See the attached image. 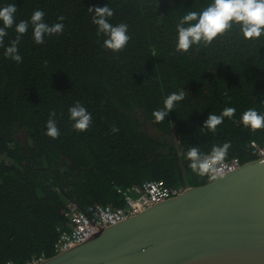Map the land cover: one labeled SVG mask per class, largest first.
Segmentation results:
<instances>
[{
  "label": "trees",
  "instance_id": "obj_1",
  "mask_svg": "<svg viewBox=\"0 0 264 264\" xmlns=\"http://www.w3.org/2000/svg\"><path fill=\"white\" fill-rule=\"evenodd\" d=\"M13 3L16 23L42 10L50 26L63 16L64 29L37 45L29 26L18 45L21 63L4 55L15 25L0 47V264L57 254L71 227L69 204L119 207L118 188L147 180L185 188L208 182L214 175L193 173L180 155L192 146L208 154L231 141L225 159L260 157L252 141L262 144L264 129L253 133L233 121L249 108L264 114V35L247 40L233 26L210 45L174 51L181 17L211 0H0V8ZM105 5L114 11L111 24L128 25L130 40L119 52L102 47L105 37L87 11ZM181 91L184 99L155 123L153 112ZM77 101L92 115L84 132L69 119ZM226 107L236 109L233 119L216 133L202 128L209 113ZM52 110L57 139L45 135Z\"/></svg>",
  "mask_w": 264,
  "mask_h": 264
},
{
  "label": "water",
  "instance_id": "obj_2",
  "mask_svg": "<svg viewBox=\"0 0 264 264\" xmlns=\"http://www.w3.org/2000/svg\"><path fill=\"white\" fill-rule=\"evenodd\" d=\"M30 264H264V156Z\"/></svg>",
  "mask_w": 264,
  "mask_h": 264
},
{
  "label": "clouds",
  "instance_id": "obj_3",
  "mask_svg": "<svg viewBox=\"0 0 264 264\" xmlns=\"http://www.w3.org/2000/svg\"><path fill=\"white\" fill-rule=\"evenodd\" d=\"M87 11L92 13L91 22L97 27V35L105 37L102 47L113 52L123 50L130 40L128 25L125 23L115 26L111 24L109 18L114 15V11L108 5L89 7ZM16 12L17 6L14 3L0 8V21L3 23V26H0V47L4 46V38L8 35L7 29L15 25V39L5 48L4 55L17 63L22 62L18 45L29 26L32 28V39L37 45L45 43V35L50 37L63 33V16L58 17L60 22L50 26L44 22L45 13L42 10H34L29 20H21L19 23L15 21ZM233 26H238L242 37L247 40L258 39L264 35V0H211V3L199 12H186L176 26L177 37L174 51L187 53L193 45H210L217 37L231 30ZM184 97V91L168 95L163 102V109L153 112L154 122H162L169 112L175 109L176 103ZM68 113L69 119L73 122L71 127L74 131L84 132L91 126L92 115L79 101L69 107ZM235 113L236 109L233 107L224 108L219 115L209 113L202 128L216 133L217 127L223 123L224 119L226 117L233 119ZM55 116V110L50 111L49 119L46 121L45 135L52 139L60 136ZM233 122L243 125L254 133L264 129V114L254 108H249L242 113L239 120ZM111 132H119L115 123L111 127ZM231 147V141H225L222 145H213L210 153L202 154L198 147L192 146L180 155L188 161V167L193 173L205 176L218 171V166L225 160Z\"/></svg>",
  "mask_w": 264,
  "mask_h": 264
},
{
  "label": "built area",
  "instance_id": "obj_4",
  "mask_svg": "<svg viewBox=\"0 0 264 264\" xmlns=\"http://www.w3.org/2000/svg\"><path fill=\"white\" fill-rule=\"evenodd\" d=\"M252 146L257 149L260 156H264V142L260 144L252 141ZM241 164L238 158L225 159L218 166V171L212 174L217 176L233 172ZM184 190L185 187L183 186L171 187L162 179H154L147 180L140 185L118 188V192L121 193L125 202L124 205L119 207L99 204L82 210L76 204H69L67 215L71 227L70 230L64 231L61 234L58 243V252L68 250L86 241L100 228L122 222L159 202L177 197Z\"/></svg>",
  "mask_w": 264,
  "mask_h": 264
},
{
  "label": "rangeland",
  "instance_id": "obj_5",
  "mask_svg": "<svg viewBox=\"0 0 264 264\" xmlns=\"http://www.w3.org/2000/svg\"><path fill=\"white\" fill-rule=\"evenodd\" d=\"M151 131H154V129H151ZM19 137L23 138V133L20 134Z\"/></svg>",
  "mask_w": 264,
  "mask_h": 264
},
{
  "label": "flooded vegetation",
  "instance_id": "obj_6",
  "mask_svg": "<svg viewBox=\"0 0 264 264\" xmlns=\"http://www.w3.org/2000/svg\"><path fill=\"white\" fill-rule=\"evenodd\" d=\"M211 175H213V174H211Z\"/></svg>",
  "mask_w": 264,
  "mask_h": 264
}]
</instances>
